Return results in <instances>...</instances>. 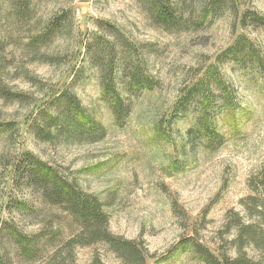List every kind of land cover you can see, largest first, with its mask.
Here are the masks:
<instances>
[{"label":"rangeland","instance_id":"374dc122","mask_svg":"<svg viewBox=\"0 0 264 264\" xmlns=\"http://www.w3.org/2000/svg\"><path fill=\"white\" fill-rule=\"evenodd\" d=\"M156 2L186 25L159 22ZM208 2L0 0L1 261L44 264L77 231L70 215L16 182L25 153L97 198L110 232L140 243L146 264H204L195 245L236 257V215L258 222L242 202L264 174V0H224L211 13ZM110 74L121 121L101 87ZM134 74L148 86L131 84ZM66 91L98 133L72 114L82 127L41 141L38 111L62 117L64 103L51 100ZM13 226L40 240L34 263L17 251ZM256 230L264 244V223ZM245 252L264 264V245ZM74 255L77 264H121L101 243Z\"/></svg>","mask_w":264,"mask_h":264},{"label":"trees","instance_id":"16d2710c","mask_svg":"<svg viewBox=\"0 0 264 264\" xmlns=\"http://www.w3.org/2000/svg\"><path fill=\"white\" fill-rule=\"evenodd\" d=\"M223 3L224 0H209L205 10H209L210 13L214 12ZM155 17L159 22L166 25L179 23L186 25L187 23L185 21L180 22L182 15L176 13V8L162 2L155 3ZM137 75L134 74L130 78L131 84L143 88L147 87L148 79L139 78ZM101 87L104 94L111 99V108L115 119L121 121L126 109L114 85L112 74L108 76V79L103 76ZM7 95H11V92H7ZM53 102L54 104L64 103L63 108L65 110L62 117L52 114L48 109L38 111L41 125L35 126L36 132L34 133L41 141H49L58 134L67 133L71 125L74 128L82 127L81 124H78L79 122H76L73 115H79L80 121L85 123L91 133H98V126L95 125L90 116L84 113L80 102L72 93L66 91L61 96L53 98L51 103ZM23 156V164L13 168V175L18 185L24 189L37 190L45 202L70 215L77 225V231L74 234L55 246L50 254L42 258L41 261L44 264H77L74 249L76 247H89L98 243L104 244L121 264H146L147 253L140 243L126 240L110 232L108 216L97 198L83 193L74 184L64 179L60 173L38 161L31 154L25 153ZM261 175V179L250 182L255 192L254 196L242 202L248 216L258 220V222L245 225L236 215L238 219L235 224L236 257L230 259L223 256L219 260L200 245H195V250L201 256L204 264H257L247 259L245 248L249 245H264L261 240L263 239L262 233L260 230L259 232L256 230L257 226L260 227L264 223V174ZM8 229L22 258L34 263L40 257V240L35 236H28L19 232L15 226ZM0 264L11 263L0 260ZM94 264H100L99 259L95 258Z\"/></svg>","mask_w":264,"mask_h":264}]
</instances>
